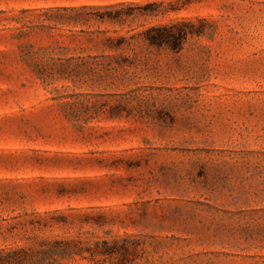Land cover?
<instances>
[{"label":"rangeland","instance_id":"rangeland-1","mask_svg":"<svg viewBox=\"0 0 264 264\" xmlns=\"http://www.w3.org/2000/svg\"><path fill=\"white\" fill-rule=\"evenodd\" d=\"M115 2L125 22L75 30L120 49L50 28ZM176 21L203 33L180 51L141 34ZM58 44L85 57L76 82L28 68ZM42 238L128 250L69 264H264V0H0V250Z\"/></svg>","mask_w":264,"mask_h":264},{"label":"trees","instance_id":"trees-1","mask_svg":"<svg viewBox=\"0 0 264 264\" xmlns=\"http://www.w3.org/2000/svg\"><path fill=\"white\" fill-rule=\"evenodd\" d=\"M132 3L115 2L106 5H81L77 7H58L56 10L60 12L54 16V25L50 28L69 27L72 36H76V32L90 36V41H93V36H100L98 41L102 44L103 51H112L120 49L124 37L107 36L104 30H75L79 25H87L90 22L94 23H112L121 24L131 15L124 13L121 8ZM52 11V10H51ZM191 22L176 21L171 24H158L151 26L147 30L141 32L145 36V41L149 46H168L175 51L182 50L184 43L189 35H202V31L191 30ZM113 41H120L118 45L113 46ZM65 48L58 44L56 47L42 48V55L38 52L34 53L42 58L37 63L28 65L33 75L46 84L66 80L76 82V79L83 75L84 71L79 60H85V57L78 56L76 58H63L59 50ZM33 51L29 49L26 54H31ZM105 59H110L114 62L118 56L108 54L101 56ZM96 58V57H95ZM60 223H67L68 217L61 216ZM55 221V220H54ZM32 230H46L55 226V223L47 217H39L37 222L29 224ZM117 241L104 240L102 242L84 241L80 238H42L38 239L36 244L30 246L16 247L12 250H0V264H69L77 256L90 257L101 255L103 257H112L115 254H123Z\"/></svg>","mask_w":264,"mask_h":264}]
</instances>
